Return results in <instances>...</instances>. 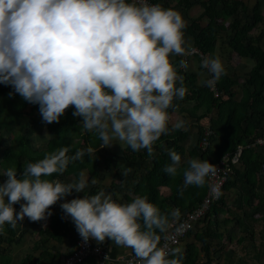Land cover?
Wrapping results in <instances>:
<instances>
[{"label":"clouds","instance_id":"1","mask_svg":"<svg viewBox=\"0 0 264 264\" xmlns=\"http://www.w3.org/2000/svg\"><path fill=\"white\" fill-rule=\"evenodd\" d=\"M186 27L182 15L169 7V0L166 8L150 0H0V83L12 86L26 102L38 104L45 123H58L72 106V119L82 120L83 129L94 132L102 141L101 148L111 147L114 142L121 146L122 142L133 152L146 150L152 157L154 144L162 135L187 129L188 122L183 119L172 123L170 129L168 112L170 108L176 110L174 100L187 102L185 73L197 77V73L205 71L202 84L213 96L217 92L215 98L228 99L216 87L227 74L219 57L205 56L199 71L191 66L187 57L201 54L193 44L186 45ZM178 58L179 65L174 66ZM177 67L181 68L179 74ZM197 78L194 84L200 86ZM204 111L210 113L188 116L218 117L219 111L215 118L212 115V107ZM210 135L207 127L200 141L202 150L208 148ZM254 138L246 140L247 147H257L252 145ZM165 150L171 163L163 171L175 177L181 156L173 149ZM69 151L65 146L45 153L42 159L29 162L20 178L15 167L4 170L7 179L0 184V234L5 224L15 228L25 217L32 222L46 219V212L51 216L49 209L58 200L72 192L83 193L98 183L95 178L89 181L83 172L68 183L47 179L53 174H65L71 162L94 153L92 147L79 149L71 156ZM219 161L210 164L207 160L189 159L180 194L191 185L203 186L206 176L217 170ZM122 168L124 177L132 171ZM223 187L211 206L219 202ZM206 194L207 190L204 197ZM114 195L117 194L100 190L95 195L73 198L60 207L85 242L93 239L102 244L108 239L117 247L130 248L133 254L126 258L134 256L135 264H183L179 245L188 232L200 223H217L210 206L206 217L195 222L176 247L168 249L158 246L160 234L167 231L169 216H180L179 209L163 214L146 196L120 203L113 199ZM22 200L24 203H20ZM17 203L19 212L13 207Z\"/></svg>","mask_w":264,"mask_h":264},{"label":"crops","instance_id":"2","mask_svg":"<svg viewBox=\"0 0 264 264\" xmlns=\"http://www.w3.org/2000/svg\"><path fill=\"white\" fill-rule=\"evenodd\" d=\"M185 37L186 36H184V38ZM214 47L215 53L217 49V41ZM187 58L189 59L191 66L195 70L199 71V68L201 67L200 57L188 56ZM249 61L251 62L249 67L250 70L253 66V60L250 59ZM223 62V65L227 64V61ZM238 65L248 67L235 61L232 66ZM203 73L206 74L205 71H203ZM203 73L200 74L203 75ZM205 79L206 77L203 80ZM244 79L245 77L242 81H240L238 78L239 82L234 87V99L237 101L243 96ZM199 85L203 86L202 82L199 83ZM185 99L187 101L185 103H183L182 100H174V104L177 105L175 111L171 108L168 109L171 117L169 128L171 129L172 123L176 120L183 119L188 122L187 129L177 130L170 132L167 135H162L154 144L155 154L152 157L148 156L146 150L133 152L130 147L123 145L122 142L121 146L119 143L114 142L111 147L101 148L103 146L102 141L94 132L83 133L81 127L74 123L73 119L69 120V137L74 142L83 137V139L87 142V147H92L94 149V153L91 157L86 155L82 160L71 162L68 165L65 174H53L50 179H59L64 183H68L77 180L80 173L83 172L88 177L89 181L92 178H95L98 183L94 186L90 185L83 193L72 192L70 195L61 198L56 202V204L50 207L49 210L54 214V217H56L54 219H59L58 217L63 216L65 218V222H70L71 231H66L60 241H56L48 237L50 231L49 221L51 220V216H47V212L46 219L37 222L31 221V224L34 225V229L30 233L35 236V241L30 248L34 249L32 251H34L36 256L44 250L49 253V257H55V263L45 261L43 264L61 263L62 256L65 255V252L68 249L70 250L72 247L68 234L72 231V233L77 232L71 218H66L65 215H62L64 212L60 205L64 202L72 200L73 198H83L84 195H95L100 190H104L106 193L117 194L113 196V199L118 200L120 203H130L136 196H146L148 201L157 206L163 214L170 213L173 209H179L180 216L178 218L173 219L169 216L170 223L168 229L165 233L160 234L161 243V240L172 231L178 219L188 211V208L190 209L191 207H195L204 197L207 190V181L205 178L203 186L198 187L191 185L183 190L182 195L180 194L179 190L183 188V171L188 166L187 161L189 159H200L207 160L210 164H214L224 155L235 151L237 146L241 147V152L235 162L231 163L233 173L228 178L229 180L224 184L221 199L214 205L212 213L215 217L227 214L226 217L228 218H231L232 214V219L237 223L239 229L246 224L250 226L248 222H250V220H254V218L256 221H263V226L261 224V228H258L256 234L258 236V244L255 245V243H251L252 247L255 246L257 249H259V245L261 247L262 242H264V146H257L253 148L247 147L246 140L252 136L258 135L259 133H264V122L260 126L257 125L256 127L249 129V132H242V142L239 143L233 151L225 150L223 149L225 144L232 141L229 128L232 131H234L237 127L242 129L246 127L247 122L245 120L229 119L230 122H228L227 125H220L222 124L221 121L225 122L226 120L227 122L228 119H218V117L216 119H211V117H208V119L191 118L188 116V112L191 109V106H193V99ZM230 103L227 104L226 107H228ZM204 110L205 109L203 108H200L199 110L197 109L194 114L201 115L203 113H210V111ZM217 111V107H212V115L214 118L217 116ZM207 127L211 131L209 146L205 150H202L200 147V141L204 136V130ZM46 133H49L48 129ZM76 145L78 144L76 143ZM87 147H84L83 149ZM32 148L37 149L34 148L33 145ZM165 149H173L181 156V164L178 169V174L175 177H171L163 171L165 165L171 163ZM76 151L77 150L75 148L72 154H75ZM122 166L131 168L132 170L126 177L121 175L123 171ZM228 203H232V205L228 206ZM214 209H216L215 212ZM23 221L21 223H23ZM224 222L227 223V225L232 223L229 219ZM21 223L20 225L22 227ZM200 224H204L205 228L209 225L207 223ZM26 226L30 227V225ZM215 229L218 233H220V239H227V256H232L234 251L242 252L244 249L245 251L247 250L243 247V244L240 243L242 238L236 236L238 235V230L236 228L233 227V232L229 233H234V236L237 237L236 241L233 240L235 243V249H229L231 247L229 244L231 245L233 236L229 234L225 235L220 226H215ZM22 230L24 229L22 228ZM40 231L44 232L41 233ZM64 231L65 228L62 229V232ZM196 231L197 233L202 232L198 228H195L192 230V233L188 234L187 237L180 242L179 248L182 249L183 253L187 243L189 242L186 238L192 237L193 241H198L193 238V234ZM250 234L254 237L256 236L252 232ZM2 237H4V235H2ZM47 237L48 239L46 240ZM22 239L20 242H22ZM41 240H44V243H40ZM209 240L212 241L211 239ZM92 241L97 243L95 240ZM38 243L42 244V246L39 247ZM102 244L107 246L109 253V259L103 264H124L123 260L126 256L128 254H133V251L130 248L117 247L111 240L108 239H106ZM193 244L196 247V244ZM62 247H65V249L63 250ZM199 248H201V245ZM220 249L222 251V247ZM4 254L1 253L0 256ZM84 263L100 264L98 260L92 261L91 259L88 261L86 259Z\"/></svg>","mask_w":264,"mask_h":264},{"label":"trees","instance_id":"3","mask_svg":"<svg viewBox=\"0 0 264 264\" xmlns=\"http://www.w3.org/2000/svg\"><path fill=\"white\" fill-rule=\"evenodd\" d=\"M150 1L154 4L159 3L164 8L167 6V0ZM178 4L182 5L185 10L189 9L194 4H199L202 7L201 14L196 18L189 19V22L186 23L187 27L183 30L184 35L191 37L192 44L199 50L201 56L195 55V57H200V62L205 56L213 57L214 46L218 34L227 30H231L232 32L227 41V47L234 52L236 57L250 58L253 60V66L247 72L243 81V96L238 101L234 99V87L238 84V77L227 69L228 66L234 64V61H230V64L224 65L227 74L222 76L216 83L217 89L227 94L228 99L226 100H223V98H215L212 91L207 86H196L194 84L195 75L188 73L184 74V85L188 89L185 98L193 99V106H191L188 114L195 115L194 112L197 109L205 108L209 110V108L215 106L219 111L218 119H228L227 122L226 120L225 122L221 121L222 124L220 125H227V123L230 122L229 119L245 120L247 122L246 127L242 129L237 127L232 131L229 128L232 141L227 142L223 149L233 151L236 146L242 142V132H249V129L257 125L260 126L264 122V46L261 45L264 34L259 33L257 36L251 34V31L259 22H264V15L260 13L261 2L257 0L253 6L252 13L250 15L247 13L243 20L238 17L240 11L246 10V5L243 0H194V2L189 0H178ZM202 17L207 18L205 25H201L199 22ZM229 18H232V20L228 21ZM179 60L178 58L173 65L178 66ZM177 71L179 74L181 68L177 67ZM9 93H12V95L10 96ZM229 103L230 105L226 107L225 105ZM71 108L72 106H69L65 110L58 123H46L48 131L55 134V136H52L47 141L45 150L37 151L32 148L30 138L35 127H33L31 123L26 124L23 122H25L27 115L29 119L36 118V114L39 113V105L26 102L19 94L14 92L12 86H6L0 83V131L5 130L11 140L16 144L15 150L11 146L0 149L2 156L0 162L2 171L0 180L3 177L7 179V177L3 175V172L9 167H15L17 169V178H20L21 171L23 170L21 167L22 164L25 163L26 166L29 162H36L42 159L45 153H50L59 148L69 146L70 151L68 155L71 156L77 146L68 135V129H70L69 120L72 119ZM50 178L51 177H47V179ZM5 199L7 200V198ZM20 203H23V201ZM20 203L13 205L16 212L20 210ZM213 207L214 204L211 206V212H213ZM190 209L188 208V210ZM215 211L216 209H214V212ZM60 217H58L59 219H54L56 218L54 214L52 213L51 215L48 237L56 241H60L64 236L63 234L66 233V231L62 232L64 219ZM21 222L22 221H18L15 228L5 224V231L1 234L5 236L2 242L8 245H11V243L18 244L20 242L24 234L20 229ZM215 226L217 225L214 223L209 224L205 228L206 230L204 229L201 233H197L196 231L193 234V238L202 243L201 248L197 249L193 243L188 242L183 253V264H199L198 257L200 251L203 252L202 256L204 258L202 264H210L213 262L214 257L210 252L209 239H220V233L216 231ZM40 232L43 233L44 231ZM190 233H192V231L188 232V234ZM40 243H44V240H41ZM40 243H38L39 247L42 246ZM253 248L255 254L249 250H246L245 254L250 252L251 255L260 256V249H257L255 246H253ZM261 248L263 255L264 242H262ZM48 254L49 253L43 250L36 256L31 254L30 251H26L20 264H43L45 261L55 263V257H49ZM86 259L87 261L90 259L92 261L98 260L94 255L86 256L84 261ZM67 260L68 257L63 255L61 263L59 264H66ZM237 260L245 263L241 257H237ZM75 264L85 263L76 262Z\"/></svg>","mask_w":264,"mask_h":264},{"label":"rangeland","instance_id":"4","mask_svg":"<svg viewBox=\"0 0 264 264\" xmlns=\"http://www.w3.org/2000/svg\"><path fill=\"white\" fill-rule=\"evenodd\" d=\"M189 1L194 2V0H189ZM243 1L246 5V7H245L246 10L240 11L239 15H238V17L241 18L242 20L245 18L247 13H248V15H250L252 13L253 6L257 0H243ZM259 1L261 2L260 13L262 15H264V0H259ZM169 7L173 10L178 11L182 15V18L186 21V23L189 22V19H193V18L198 17L202 11V7L199 4H194L192 7L185 10L182 5L176 4V0H169ZM231 20H232V18L228 19V21H231ZM199 22L201 25H205L207 22V18L202 17ZM259 33L264 34V22L263 21L258 23L256 25V27L251 31V34L254 36H257ZM231 34H232L231 30H228V31L221 32L218 35V38L216 40L217 41V49H216V52L213 53V56L219 57L220 60L222 61V63H224L223 61L227 60V64L228 63L230 64V61H235V62H239L241 64L248 66V67H244V66L242 67V66L238 65V66H228V68H227L229 72L230 71L233 72L234 75L236 77H238L240 81H242L243 78L245 77L246 73L249 70L251 62L249 61L250 58H243V59H240L242 57L237 58L234 55V52L232 53V51L227 47V41H228L229 37L231 36ZM186 37H185L186 45L191 46L192 45V38L189 36H186ZM261 45L264 46V36H263V39L261 41ZM196 75H197V77H199V78L196 77L197 78L196 83L199 84L203 80L202 79L203 75L200 73H197ZM36 115L37 116L35 119H29V117L27 115L25 118V122H23V123H26V124L31 123V125L33 127H35V129L33 130V132L31 133V136H30L31 142H32V145L34 146V148H37L36 149L37 151H43L46 149V143L49 140V138L52 136H55V134H53L52 132L46 133L47 124L42 121V117L39 113ZM73 120H74V123H76L79 127H81L82 132L85 133L86 131L83 129L82 120H80V121L77 119H73ZM75 142L78 145H80V146L77 145L76 150L83 149L85 146H87L86 145L87 142L83 140V137L79 138ZM8 146H11L12 148H14V150L16 149L15 142H13L11 140L10 136L8 135V133L5 130H2V131H0V149L6 148ZM1 157L2 156H1V152H0V162L2 160ZM21 167L24 168L25 163L22 164ZM1 173H2V171H1V167H0V174ZM5 180L6 179L3 177L0 180V184H3ZM23 203H24V201H23ZM231 205H232V203H228V206H231ZM59 213H60V211H59ZM62 215H65V214L63 213ZM226 216H227V214H222V215H218V217L215 218L217 221V223H216L217 227L220 226L222 228V232H224L225 235L229 234L230 232H233V227L236 228L238 230V235H236V236L242 238L240 243L243 244L244 248H246L247 250H249L255 254L251 243H255V245L258 244L257 243L258 236L256 234H257L258 228H261V224L263 226V221L262 222L256 221L254 218V220H250V222H248V224L250 226H248L246 224V225L242 226L241 229H239L237 223L232 219V214H231V218H228ZM62 217L63 216H61V218ZM63 219H65V218H63ZM227 219L232 221V223L227 225V223L224 222ZM211 221H214L213 218H211ZM49 223L51 224V220L49 221ZM21 224H22V227L20 225V229L22 230V228H23L24 230H22V231L23 232L25 231V232L22 236V238H23L22 242H19L18 244L11 243V245H8L7 243L2 242V239H4V238L0 234V254L5 253L4 255L0 256V264H19L20 260L24 257V253H25L24 251H30L31 254L35 255L34 251H32L34 249L30 248V246L35 241L34 240L35 236L30 233L34 229V225L31 224V221L27 217L24 218V221ZM26 225H30V227L26 226ZM62 228H65V231H71L70 222H65L63 220ZM195 228H198L200 231H202L205 228V225L204 224H197L194 227V229ZM72 232H70L68 234L70 237V241L72 243V247L70 250L68 249L69 251L67 250L65 252V256L68 257V260L70 263L75 262V260L77 259V252L74 248H75V246H78V243L82 239V237L78 234V232H74V233H72ZM251 232L253 234H255L256 236L254 237L253 235H251L250 234ZM229 235L233 236V239L231 240V245L229 244V246H231L229 249H235V243L233 242V240L236 241L237 237L234 236V233L229 234ZM186 240L191 242V243L192 242L195 243L197 249H199V247L201 245L200 242L193 241L192 237H188V238H186ZM209 243H210V250H211L210 252H211L212 256L214 257L213 262L210 264H238V263L239 264H264V254L262 255V248L260 247V245H259V249L261 252L260 256H254V254L251 255L250 252L245 254V249L242 252L234 251V254L232 256H230V255L227 256V250H226V248L228 247L227 239H224V240L223 239H214L212 241L209 240ZM239 246H241V245H239ZM221 247H222V251L220 249ZM62 248H63V250L65 249V247H62ZM202 254H203V252L200 251L199 257H198L199 258L198 259L199 264H202L204 261ZM237 257H241L245 261V263L238 261ZM85 258H83L82 260L77 261V262H84Z\"/></svg>","mask_w":264,"mask_h":264},{"label":"built area","instance_id":"5","mask_svg":"<svg viewBox=\"0 0 264 264\" xmlns=\"http://www.w3.org/2000/svg\"><path fill=\"white\" fill-rule=\"evenodd\" d=\"M217 92L214 93V96H217ZM202 144H206V139L202 140ZM256 144L257 146L264 145V135H256L252 145ZM241 149L238 148L232 155H225L222 159L215 165L217 170L215 173H210L207 178V194L193 210L187 212L183 217H181L177 226L173 231L168 234L165 238L162 239L159 246L165 248H174L178 245L180 237H183L186 232L191 229L195 222L203 220L206 217V213L209 211L210 206L214 203L222 191V186L226 182V178L232 173L231 163L235 162L237 157L240 154ZM230 161V162H229ZM77 252V259L75 262L70 263L67 260L66 264H75L77 261L82 260L88 255H94L98 258L100 263L105 261V257L108 256L107 246L102 244L93 243L91 239L87 242L81 239L78 243V246L74 248ZM109 258V256H108ZM135 257H127L123 260L124 264H135Z\"/></svg>","mask_w":264,"mask_h":264}]
</instances>
